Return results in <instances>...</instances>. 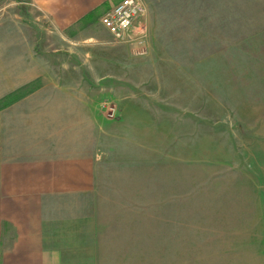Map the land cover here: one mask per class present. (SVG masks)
<instances>
[{
  "label": "rangeland",
  "instance_id": "obj_1",
  "mask_svg": "<svg viewBox=\"0 0 264 264\" xmlns=\"http://www.w3.org/2000/svg\"><path fill=\"white\" fill-rule=\"evenodd\" d=\"M26 1L0 0V14H24L39 44L77 63L109 126L100 264H264V0L222 23L210 0L200 15L189 0H145L156 28L143 45L100 23L119 0L63 37ZM173 16L182 27L166 29Z\"/></svg>",
  "mask_w": 264,
  "mask_h": 264
},
{
  "label": "crops",
  "instance_id": "obj_2",
  "mask_svg": "<svg viewBox=\"0 0 264 264\" xmlns=\"http://www.w3.org/2000/svg\"><path fill=\"white\" fill-rule=\"evenodd\" d=\"M111 1L23 3L48 22L47 36L63 37ZM207 2L221 23L245 20V13L255 8L244 0ZM144 4L151 38L156 25ZM204 4L189 0L187 8L200 15ZM176 16L165 20L166 29L182 27ZM2 17L13 27L0 28V100L9 94L16 99L0 108V264H100L106 226L94 218V197L108 164L103 157L109 145L104 142L110 134L107 120L76 62L57 60V46L39 44V31L24 22V14L3 12ZM205 20L199 16L193 21ZM179 33L169 36L176 46L192 42Z\"/></svg>",
  "mask_w": 264,
  "mask_h": 264
},
{
  "label": "built area",
  "instance_id": "obj_3",
  "mask_svg": "<svg viewBox=\"0 0 264 264\" xmlns=\"http://www.w3.org/2000/svg\"><path fill=\"white\" fill-rule=\"evenodd\" d=\"M145 13L143 0H119L100 16L99 21L117 42L143 45L147 40Z\"/></svg>",
  "mask_w": 264,
  "mask_h": 264
},
{
  "label": "trees",
  "instance_id": "obj_4",
  "mask_svg": "<svg viewBox=\"0 0 264 264\" xmlns=\"http://www.w3.org/2000/svg\"><path fill=\"white\" fill-rule=\"evenodd\" d=\"M20 1H22V0H20ZM107 8H109V4H108V2H105L101 7L96 8L93 11L89 12L85 16V18H83V20L86 19V18H93V19H95L96 17L99 16V14L101 13V11L103 9L106 10ZM15 99H16V96L13 95V94H9V95L5 96L4 98H2L0 100V108L7 106L11 102H13Z\"/></svg>",
  "mask_w": 264,
  "mask_h": 264
}]
</instances>
